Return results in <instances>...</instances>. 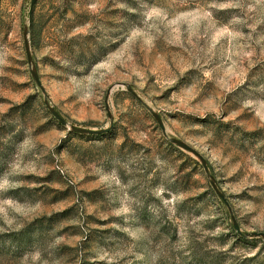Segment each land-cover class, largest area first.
<instances>
[{
    "label": "rangeland",
    "instance_id": "374dc122",
    "mask_svg": "<svg viewBox=\"0 0 264 264\" xmlns=\"http://www.w3.org/2000/svg\"><path fill=\"white\" fill-rule=\"evenodd\" d=\"M31 2L0 0V264H264V0H36L46 98L100 135L44 104Z\"/></svg>",
    "mask_w": 264,
    "mask_h": 264
},
{
    "label": "water",
    "instance_id": "95a60500",
    "mask_svg": "<svg viewBox=\"0 0 264 264\" xmlns=\"http://www.w3.org/2000/svg\"><path fill=\"white\" fill-rule=\"evenodd\" d=\"M36 0H32L31 5H30V9H29V17H28V23H29V27L28 29L24 32V48H25V53H26V57H27V63L28 66L30 68V72L31 75L34 79V81L36 82V84L40 87L43 95H44V104L46 105L49 113L52 115V117L62 126L67 127L71 132L76 133V134H80V135H100V134H105L109 131V129L106 130H102V131H91V130H86V129H80L77 128L71 124H69L68 122H66L56 111L55 109L50 105V103L48 102L47 98H46V94L43 90V88L41 87L38 75L36 70H34L33 68V62H32V55H31V48H30V42L28 39L29 33H30V24H31V20H32V14H33V7L35 4ZM152 115L157 119V121L159 122L157 116L152 112ZM160 123V122H159ZM162 128V126H160ZM163 130V128H162ZM170 142L186 151H189L190 153H192L193 155H195L196 157H198L200 159V161L202 162V165L204 167V169L206 170V164L203 161V159L198 155V153H196L193 149H191L190 147H188L187 145H185L184 143L177 141V140H170ZM213 188L215 189L216 193L223 199L224 197L222 196V194L216 189V187L213 185ZM234 229L236 230V232L238 234H240L243 237H250L251 235H242L238 229V227L236 226V224L234 223Z\"/></svg>",
    "mask_w": 264,
    "mask_h": 264
},
{
    "label": "trees",
    "instance_id": "16d2710c",
    "mask_svg": "<svg viewBox=\"0 0 264 264\" xmlns=\"http://www.w3.org/2000/svg\"><path fill=\"white\" fill-rule=\"evenodd\" d=\"M35 31V20L34 18H32V32Z\"/></svg>",
    "mask_w": 264,
    "mask_h": 264
}]
</instances>
